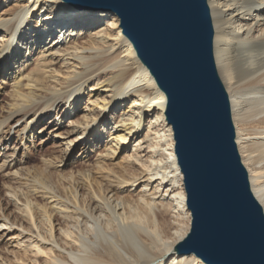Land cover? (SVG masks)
I'll list each match as a JSON object with an SVG mask.
<instances>
[{
    "label": "bare ground",
    "instance_id": "1",
    "mask_svg": "<svg viewBox=\"0 0 264 264\" xmlns=\"http://www.w3.org/2000/svg\"><path fill=\"white\" fill-rule=\"evenodd\" d=\"M16 1L0 20V70L7 68L8 81H0V92L9 87L13 99L0 139L11 130L5 121L16 118L23 128L17 145L2 139L0 148L4 166H19L5 182L7 194L36 237L51 243L45 251L35 246V254L46 255L45 264H205L178 250L191 214L166 95L119 18L62 0ZM203 1L235 149L264 216V0ZM52 117L60 123L50 126L51 136L63 137V148L40 152L34 165L38 154L20 142ZM77 147L84 161L73 156ZM2 218L0 226L15 224Z\"/></svg>",
    "mask_w": 264,
    "mask_h": 264
},
{
    "label": "water",
    "instance_id": "2",
    "mask_svg": "<svg viewBox=\"0 0 264 264\" xmlns=\"http://www.w3.org/2000/svg\"><path fill=\"white\" fill-rule=\"evenodd\" d=\"M112 12L167 99L191 227L178 250L205 264H264V216L233 140L203 0H62Z\"/></svg>",
    "mask_w": 264,
    "mask_h": 264
},
{
    "label": "rangeland",
    "instance_id": "3",
    "mask_svg": "<svg viewBox=\"0 0 264 264\" xmlns=\"http://www.w3.org/2000/svg\"><path fill=\"white\" fill-rule=\"evenodd\" d=\"M14 1L15 0H8V1L2 0V2H0V20L7 19L9 17L8 16L9 11L19 7L20 1H16V2ZM33 59L35 60L27 61L25 63V66L32 67L33 64L34 67V65L38 62V60H36V57ZM6 71L7 68H2L0 70V81L8 82L5 80L7 76ZM6 85L9 86L10 84L7 83ZM12 100L13 99L11 96V89L9 87L8 89L6 87L2 92H0V121H2L6 117L7 113H9L8 111L9 105L12 103ZM82 114H83L82 112L80 111L78 112L79 117ZM59 116H61V114ZM54 119L55 117H52L49 120L47 119L48 122L45 121L46 122L45 124L40 123L39 125H36L35 129H39L40 127L43 128L41 131L37 130V132L35 133L32 132L33 140H29L28 138L27 140H25L24 138L20 142L21 145L24 144L27 147V149L31 150L32 153L38 154V160L35 162L34 165L37 166L41 165L40 152L46 150L49 151L53 150L52 152L55 153L56 150L58 151L63 148L61 146V144H63V140H61L63 139V137L51 136L52 132L50 126H53L58 122L60 123V120L58 118H57L58 120H55V122H53ZM61 119L62 122L65 123L63 124L64 127L68 123L67 121L69 120V115L65 117L63 116ZM16 120H17L16 118L15 119L13 118L11 120L5 121L6 123L4 125L5 126L9 125L11 130L8 137H5L7 135H3V137L0 139V140L2 139L5 140L9 144L10 148L17 145L18 138L16 137V133L23 128L21 121L17 122ZM64 129L67 128L64 127ZM23 137H25V134ZM5 141L3 142V144L5 143ZM101 145L102 144L98 145L99 146L98 153L101 152L100 149ZM1 147L2 148H0L1 149L0 150V222H4V219L2 217L8 215L9 219L13 221V223H15L14 225H11V229L0 226V258H4V260L6 259L2 264H6L7 260L11 261L12 264H32V263L45 264L44 259H46V255L44 254L42 255L41 253L35 254L37 250L36 247L38 246L40 250L45 251L46 248L48 249L51 247L49 246L51 245V243L50 242L44 243L39 238L36 237V231L34 227H31L30 223L25 219L26 217H23L25 216L23 212L20 211L23 210L22 205L20 203L14 204V202L11 201L12 200L11 197L7 194L8 191L6 190L7 186L5 182L11 177V174L12 175L14 174V171H16V169L19 166H14L13 169L12 168L10 169L3 165L4 158L2 157V155L5 151H3V146ZM77 148L75 151L73 150V156L75 158H78L77 161H84L83 157L85 156V154L82 155L83 150L81 149V147H77ZM23 155L26 154L23 153ZM29 166L32 167L33 165H28L27 167ZM6 173L7 175H4ZM17 207H20V210H18ZM17 220L18 221L20 220V222H18ZM16 259L19 261H16Z\"/></svg>",
    "mask_w": 264,
    "mask_h": 264
}]
</instances>
